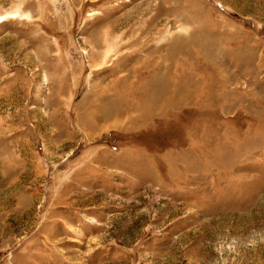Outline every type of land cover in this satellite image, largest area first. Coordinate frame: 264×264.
Wrapping results in <instances>:
<instances>
[{
    "label": "rangeland",
    "instance_id": "1",
    "mask_svg": "<svg viewBox=\"0 0 264 264\" xmlns=\"http://www.w3.org/2000/svg\"><path fill=\"white\" fill-rule=\"evenodd\" d=\"M0 15V264H264V0Z\"/></svg>",
    "mask_w": 264,
    "mask_h": 264
},
{
    "label": "bare ground",
    "instance_id": "2",
    "mask_svg": "<svg viewBox=\"0 0 264 264\" xmlns=\"http://www.w3.org/2000/svg\"><path fill=\"white\" fill-rule=\"evenodd\" d=\"M5 18H6L5 16H3V15H0V22H1V21H4V20H5Z\"/></svg>",
    "mask_w": 264,
    "mask_h": 264
}]
</instances>
